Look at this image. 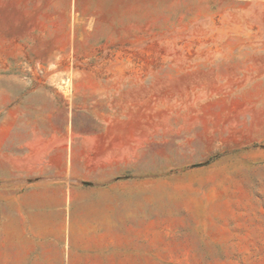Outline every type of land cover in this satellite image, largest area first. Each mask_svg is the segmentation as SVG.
I'll list each match as a JSON object with an SVG mask.
<instances>
[{
	"label": "rangeland",
	"instance_id": "374dc122",
	"mask_svg": "<svg viewBox=\"0 0 264 264\" xmlns=\"http://www.w3.org/2000/svg\"><path fill=\"white\" fill-rule=\"evenodd\" d=\"M34 90L124 121V247L86 264H264V0H0V120Z\"/></svg>",
	"mask_w": 264,
	"mask_h": 264
},
{
	"label": "crops",
	"instance_id": "0c3cea01",
	"mask_svg": "<svg viewBox=\"0 0 264 264\" xmlns=\"http://www.w3.org/2000/svg\"><path fill=\"white\" fill-rule=\"evenodd\" d=\"M92 113L74 109L70 118L58 91L34 90L0 120V145L21 147L0 173V242L29 264H86L124 247L135 192L124 121L94 125Z\"/></svg>",
	"mask_w": 264,
	"mask_h": 264
}]
</instances>
